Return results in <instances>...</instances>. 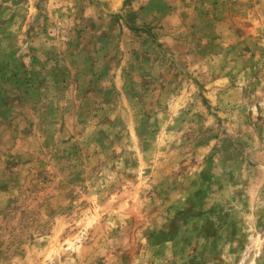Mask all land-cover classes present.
I'll return each instance as SVG.
<instances>
[{
  "label": "rangeland",
  "instance_id": "374dc122",
  "mask_svg": "<svg viewBox=\"0 0 264 264\" xmlns=\"http://www.w3.org/2000/svg\"><path fill=\"white\" fill-rule=\"evenodd\" d=\"M0 264H264V0H0Z\"/></svg>",
  "mask_w": 264,
  "mask_h": 264
}]
</instances>
